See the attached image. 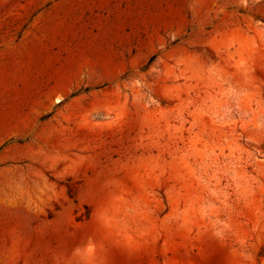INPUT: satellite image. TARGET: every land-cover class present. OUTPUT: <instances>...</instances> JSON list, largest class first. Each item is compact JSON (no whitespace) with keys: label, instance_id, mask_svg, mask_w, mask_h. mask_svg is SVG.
Here are the masks:
<instances>
[{"label":"rangeland","instance_id":"obj_1","mask_svg":"<svg viewBox=\"0 0 264 264\" xmlns=\"http://www.w3.org/2000/svg\"><path fill=\"white\" fill-rule=\"evenodd\" d=\"M0 264H264V0H0Z\"/></svg>","mask_w":264,"mask_h":264}]
</instances>
